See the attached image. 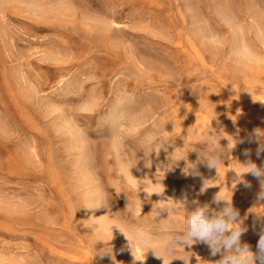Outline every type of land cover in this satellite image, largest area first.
Here are the masks:
<instances>
[{
  "label": "rangeland",
  "instance_id": "374dc122",
  "mask_svg": "<svg viewBox=\"0 0 264 264\" xmlns=\"http://www.w3.org/2000/svg\"><path fill=\"white\" fill-rule=\"evenodd\" d=\"M262 142L264 0H0V264H218L200 241L164 252L217 195L256 253L264 200L242 164L264 167Z\"/></svg>",
  "mask_w": 264,
  "mask_h": 264
},
{
  "label": "clouds",
  "instance_id": "9594fccd",
  "mask_svg": "<svg viewBox=\"0 0 264 264\" xmlns=\"http://www.w3.org/2000/svg\"><path fill=\"white\" fill-rule=\"evenodd\" d=\"M210 137L209 143L213 146L212 149H210L208 154L203 156L201 154L200 155L203 159V162H205L210 169H217V166L222 162L224 157V150L220 144L222 137L219 140H216L214 137H212V134H210ZM232 148L233 147L229 148L228 151L230 152ZM261 152H264V142H262L260 147L257 149V156H259ZM244 154L246 156L249 155L247 151ZM242 165L247 169V171L244 173H251L253 176L260 179L262 190L258 194V200H264V167H257V165L250 160L247 161L246 164ZM189 169L192 170L193 175L197 174L194 166L189 167L185 172L187 173ZM205 182L206 180H204V186ZM163 193L164 190L163 192L156 194ZM105 200L106 198L95 196L87 200L83 207L87 209H98L101 206L106 207ZM162 200L166 201L167 199ZM220 201H225L226 203L225 206L217 212H210L207 204L203 206L197 205L191 211L187 210L185 230L173 239L169 240L164 245L165 254L176 257L177 245H182L184 247L185 245H192L193 243L200 241L206 243L209 246L213 255L222 252L223 258L218 262V264H264V233H262L260 236L257 252L253 253L247 244H241L240 238L245 229L238 221L239 213L233 209L231 206V201L222 199L217 195L214 198V202L219 203ZM181 204L185 209H187L186 206L189 204V201L186 198L184 200H173V203L171 204V210H176ZM161 210H167L169 212L170 209L169 206L165 204ZM113 226L122 232L118 223H111L107 225V229L112 233V238ZM90 229L93 232H99L103 231L105 226L95 224L92 225ZM129 243L131 248L132 245H135L140 248H146L147 252L149 250L154 251L150 236L147 233L139 230H137L134 239L129 241ZM111 252L112 249L108 250L104 247L103 250H101L96 255H99L101 258H103L104 255H111ZM185 253H189L186 258H176H180L185 262V264H189V259L191 256L190 252L185 251ZM159 258H163L164 260L163 256H159Z\"/></svg>",
  "mask_w": 264,
  "mask_h": 264
}]
</instances>
